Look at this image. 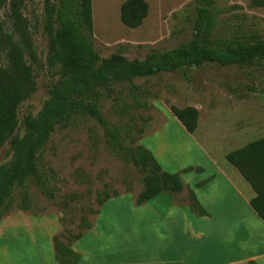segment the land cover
Listing matches in <instances>:
<instances>
[{
  "label": "rangeland",
  "instance_id": "rangeland-1",
  "mask_svg": "<svg viewBox=\"0 0 264 264\" xmlns=\"http://www.w3.org/2000/svg\"><path fill=\"white\" fill-rule=\"evenodd\" d=\"M124 1L92 0L93 42L101 57L120 53L143 59L154 50H170L192 40L197 0H146L149 14L137 28L120 19ZM45 2L24 0L23 13L29 19L36 50V60H28L33 65L36 90L19 107L20 124L27 113L38 114L49 87L59 78V64L50 56L42 24ZM214 7L216 27L211 39L264 37V5L254 0H215ZM11 29L7 8L0 9V31ZM7 66L8 58L0 46V67ZM132 85L137 87L135 95ZM101 93V113L115 131L121 149L109 145L103 126L83 110L59 125L40 154L42 181L16 189L12 207L0 215V264H58L54 237L67 241L68 236L80 232L82 236L71 245L82 254L79 264H202L203 258L209 264L216 261L220 248L246 250L248 245L239 239L231 244L212 237L201 244L185 237L182 247L189 244L192 251L188 252L190 259L182 260L176 245H162L160 234L178 228L180 220L170 223L147 207H135L144 188L143 175L124 153L141 144L155 156L157 153L166 171L194 162L208 165L209 171L206 154L221 162L222 152L264 136V63L190 66L136 78L131 84L113 83ZM171 105L197 106L199 131L183 136ZM208 116L217 122L208 123ZM207 126L214 129L206 132ZM17 132L22 135L24 127L20 125ZM11 158L8 141L0 149V165ZM105 194L110 198L100 205L98 199ZM168 194L171 192L160 196ZM26 199L29 204L24 208L21 204ZM85 221L91 229L84 228ZM245 228L242 225L241 239L248 237ZM178 247L182 249L181 244Z\"/></svg>",
  "mask_w": 264,
  "mask_h": 264
},
{
  "label": "trees",
  "instance_id": "trees-1",
  "mask_svg": "<svg viewBox=\"0 0 264 264\" xmlns=\"http://www.w3.org/2000/svg\"><path fill=\"white\" fill-rule=\"evenodd\" d=\"M197 2L199 6L190 42L170 50H154L143 59H130L120 53L103 58L96 51L92 0H46L42 24L48 36L50 56L59 64V78L49 87V96L38 114L27 113L20 124L19 107L36 90L33 65L28 61L36 60V50L29 19L23 13L24 0H0V9L7 8V18L12 25L11 32L0 31V46L8 58V66L0 67V149L9 141L12 151L10 161L0 165V215L12 207L16 189L42 181L38 171L41 151L57 127L73 119L79 110L96 118L105 130L109 145L120 148L115 131L101 113V89L113 83L131 84L136 78L194 65L264 63V37L211 39L216 27L215 0ZM254 3L264 5V0H254ZM149 9L146 0H125L120 7V19L126 26L137 28L147 18ZM136 89L132 85L134 95ZM138 105L143 107L144 104ZM170 111L189 133L196 131L198 108L171 105ZM20 125L24 127L22 135L17 132ZM124 156L143 175L144 188L136 198L137 206L163 192H182L180 174L164 170L147 147L141 144L130 147ZM226 159L256 193L250 205L264 221V136L229 152ZM193 169L187 167L183 171L188 173ZM109 198L110 195L105 194L98 202L103 205ZM188 199L193 210L200 215L206 214L193 190L189 191ZM28 201H23L21 206L27 208ZM84 228H91V224L85 221ZM82 234L70 235L67 241L54 237L58 264H79L80 254L71 245ZM247 264L257 263L250 260Z\"/></svg>",
  "mask_w": 264,
  "mask_h": 264
},
{
  "label": "crops",
  "instance_id": "crops-1",
  "mask_svg": "<svg viewBox=\"0 0 264 264\" xmlns=\"http://www.w3.org/2000/svg\"><path fill=\"white\" fill-rule=\"evenodd\" d=\"M194 107L198 108L197 106ZM175 119L178 121V128L182 131V135L190 137L189 132L176 116ZM216 122V118L208 116V123L213 124ZM200 124L201 119L199 118L198 127L191 135L199 131ZM204 129L206 132H210L214 128L207 126ZM236 149L238 148L222 152L221 162L206 154L209 160V171L208 165H202L200 162L179 167V170L172 173L180 174L183 182L182 192H171L166 198L158 195L149 202L139 206L143 207L142 209L147 207L146 210L149 209L160 213V216L168 219L170 223L175 219L180 220L178 228H171V230L167 231L166 234L169 238H165L166 234H160L162 235L160 239L162 242L160 243L162 245H169L170 243L176 245V253L181 255L182 260L190 259L191 255H188V252L192 251L189 244L185 248L182 247L183 238L192 237L197 243L201 242V244H204L207 240L214 237L216 240L231 244L239 239L247 244L248 248L245 247L247 248L246 250H240L235 246L229 249L226 248V250L220 248L216 253V261L209 264H247L250 260H254L257 264H264V221L250 205V201L255 197L256 193L238 169L226 159V155ZM187 167H193L194 169L184 173L183 170ZM197 167L200 170L195 169ZM190 190L195 192L200 205L206 211L205 215H200L190 207L188 199ZM157 197H159V200L155 202ZM220 203H223L224 206L220 205ZM134 205L138 207L135 203ZM212 220L220 221L215 223ZM225 220H229L228 223ZM242 225H245V229L248 230L245 233L246 235L248 234L246 239H241ZM179 244H181L182 249L178 247ZM251 249L256 252L252 253ZM76 252L80 254L81 260L82 254L79 250ZM158 254H161V252ZM201 260L202 264H207L204 258Z\"/></svg>",
  "mask_w": 264,
  "mask_h": 264
},
{
  "label": "water",
  "instance_id": "water-1",
  "mask_svg": "<svg viewBox=\"0 0 264 264\" xmlns=\"http://www.w3.org/2000/svg\"><path fill=\"white\" fill-rule=\"evenodd\" d=\"M194 66H196V65H194Z\"/></svg>",
  "mask_w": 264,
  "mask_h": 264
}]
</instances>
